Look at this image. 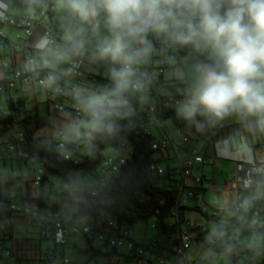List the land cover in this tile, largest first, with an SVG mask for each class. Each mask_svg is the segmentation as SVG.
<instances>
[{
  "label": "clouds",
  "instance_id": "1",
  "mask_svg": "<svg viewBox=\"0 0 264 264\" xmlns=\"http://www.w3.org/2000/svg\"><path fill=\"white\" fill-rule=\"evenodd\" d=\"M62 42L41 37L39 66L49 69L41 81L59 90L61 76L85 54L89 34L98 37L88 53L108 63L110 84L96 91L70 89L85 118L64 130L69 142L91 141L116 131L115 118L128 96L143 87L157 49L150 36L169 47L191 46L207 54L195 65L196 79L178 115L198 129L232 114L264 123V0H58ZM247 204L248 201H245Z\"/></svg>",
  "mask_w": 264,
  "mask_h": 264
},
{
  "label": "trees",
  "instance_id": "2",
  "mask_svg": "<svg viewBox=\"0 0 264 264\" xmlns=\"http://www.w3.org/2000/svg\"><path fill=\"white\" fill-rule=\"evenodd\" d=\"M58 5V0H11V6L18 8H34V12L41 11L42 9H50L52 6ZM61 13L57 18V24L60 23L63 10L60 8ZM53 14L50 13L49 20L52 21ZM54 21L50 22L53 23ZM48 24L57 33L63 34L57 26ZM89 44L86 51L91 52L96 43L98 42L96 37L89 34ZM156 49L158 46L157 41L161 39L150 38ZM26 50V49H24ZM28 57L36 56L40 58V52L31 53V50H27ZM83 56V55H82ZM85 61V59H84ZM189 62L199 63L207 62V54L194 52L192 57L188 58ZM105 61H99L102 63ZM107 63V62H106ZM11 68L18 66L22 68L16 61L10 63ZM182 65V60H178V65ZM49 70L46 71L48 74ZM92 84L88 85L94 91L101 89L102 87L109 85V78H103L102 75H91ZM163 84L166 82L162 81ZM165 88L171 91L182 92L187 94V84L183 82H168ZM83 85V84H82ZM80 89V88H79ZM141 88L139 91H135L128 96V105L122 109V114L115 118V124L117 126L116 131L110 134H101L96 136L94 140L86 141L81 139L82 144L75 141L69 142L66 148H61L56 143L50 149L37 148L35 141L36 131L43 126H49L51 120L50 113L48 117L39 114L37 108L34 110H27L24 97L18 98L16 101L13 98L8 97V106L0 109V144L18 143L22 146V151L28 154L29 158H36L37 164H42L44 169L43 180L41 188H39V197L41 199L40 204L44 206V202L47 201L53 203V211L71 214L73 224L83 226L87 220L92 217H97L100 214H104L110 220L116 221L119 226L130 227L138 220H147L150 217H156V228L158 230L157 238L166 237L162 243L165 245L176 244L177 241H171L172 235L178 233V227L186 222L185 214L188 211H196L202 215H206L201 211V208L196 206L195 208L189 207V202H198L201 195L206 192L203 187V180H200L198 184L193 187H185V190L193 191V196L188 198L187 205L181 206L178 209V221L173 224L169 223V220L174 219L172 211L177 202L178 184L181 183L176 177V169H171V166L165 167L161 164V160L156 158L155 155L162 150H154L153 144L158 140L153 134H149L147 131V114L145 113L146 104L153 102L155 94L151 95ZM1 94V93H0ZM69 99L73 106H77L75 99L69 96H62ZM54 104L56 106L58 104ZM62 106V105H59ZM50 110V105H48ZM64 107V106H63ZM74 113L80 119H84V113L77 115L73 108H65ZM83 113V114H82ZM83 115V116H82ZM163 117L171 120L175 126L183 127L189 124L186 120L178 115V110L168 109L163 111ZM197 120L203 121L202 117H197ZM194 125V124H193ZM194 127H196L194 125ZM226 134L231 133L229 127L218 129L214 132L213 138L224 136V130ZM233 132L234 129H232ZM22 134L24 140L18 142V135ZM59 137L56 136L57 139ZM123 144L132 150V155L128 158L125 165L119 171V173L111 176L109 182L97 191L95 195H92L84 190H79L74 186L70 190L64 189L67 184H70L73 180L79 178H85L87 176H94V173L98 172V167L103 161L102 151L107 148H119ZM209 144V143H208ZM131 145V146H130ZM259 146V145H258ZM83 149V153L80 149ZM65 153L69 154V159L65 158ZM26 162V159L10 162L11 164H21ZM6 163V162H5ZM34 164V163H33ZM34 164V165H37ZM151 165H156L165 169L163 175L157 171L151 170ZM24 171L21 172V174ZM37 172H34V177ZM20 183L23 177L16 178ZM5 181V182H4ZM60 181L61 186L58 185ZM49 183L50 187L46 190V183ZM7 186L6 180L0 178V218L2 214H9L11 197L3 194V189ZM264 187V178H263ZM54 193V194H53ZM65 205H68V207ZM64 210H61L63 209ZM213 210V208H212ZM215 210V209H214ZM211 220H215L219 227L217 228V234L213 238L217 239L216 246H210L208 242L204 240V234L196 239V241H203L206 246L212 250L221 246L222 238V224L221 218L214 219L208 216ZM238 237L254 236L262 240V248L264 253V226L257 227L253 225V219L250 214L247 215V219L241 224ZM4 240L0 239V243ZM88 250H91L95 256H111L112 254H105L102 251L96 250L91 245L87 246ZM117 252V250H113ZM6 263L12 262L8 258L2 257ZM129 258H135L154 264L150 259L143 257H137L129 254ZM233 259L231 258V261Z\"/></svg>",
  "mask_w": 264,
  "mask_h": 264
},
{
  "label": "built area",
  "instance_id": "3",
  "mask_svg": "<svg viewBox=\"0 0 264 264\" xmlns=\"http://www.w3.org/2000/svg\"><path fill=\"white\" fill-rule=\"evenodd\" d=\"M60 7L57 5L52 6L50 9H42L38 12H33L32 14L23 15L20 17L5 16L2 18L1 23L7 24L16 29L24 30L26 35L31 37L34 33V29L37 25L42 26L44 29V36L50 40L57 43L62 42L63 34L59 31L56 33L52 29L48 22H44L45 19L50 18V13L54 15L58 14ZM58 29L61 30V23ZM1 36H4L1 34ZM157 48L161 52H168L167 60L172 61L173 65H178L179 56L175 55V50L166 44H161V41L157 42ZM33 51H31L32 53ZM34 54V53H33ZM36 54V53H35ZM166 55V54H165ZM39 59L36 56H29L25 60L23 67L17 71L13 72L12 77H8L0 83V93L3 95H8L12 90L16 88L17 82L29 85L31 82L38 83L39 86L46 88V93L48 97L54 95L58 96H69L74 99L70 89L80 88L82 83L80 78L82 77V66L84 63V57L81 56L77 58V63L74 68H70L68 65H64L63 68H69V72L61 76L59 80V90L46 87L41 81L45 78L46 71L49 69L39 66ZM11 69V64L9 62H4L0 60V71H7ZM141 72L145 74L143 81V89L148 94H155V99L153 102L146 104L145 113L147 114V131L149 134L152 133V128L157 127L166 130L164 123L165 118L163 117V111L168 109L178 110L179 106L188 98V93L185 95L182 92H176L167 90L166 95H161L159 92L160 86L165 87L162 83V75L164 72V67H157L154 69L149 64L141 66ZM58 110H65V107L57 105ZM77 115H81V112L77 106L72 107ZM83 114V113H82ZM83 116V115H82ZM201 126L199 129L194 127L193 124H187L179 128L181 133L182 141L188 142L194 140L197 142H206L210 144H215L213 134L216 130L227 127L228 122L223 119L217 123H206L201 121ZM64 131H61L55 140V143L61 148H66L69 141L65 139L63 135ZM18 142L24 140L22 134L18 135ZM231 144V141H229ZM171 143L165 138H159L154 144V150H167ZM175 150L179 151V147L174 145ZM113 152L110 156L106 157L102 161V171L94 173V176L89 178V182L86 185L93 184L92 187L80 186L79 190L87 191L88 193L95 195L98 190L106 186L112 175L119 173L122 167L125 165L128 158L132 155V150L123 144L119 148L112 149ZM22 151V146L18 143L0 144V162H12L17 160L26 159V163L31 161L37 164L36 158H29L28 154ZM192 158L185 160L180 159L181 163V173L182 179L181 183L178 184L177 202L172 211L174 219L178 221V209L181 206L187 205L188 198L193 196V191L185 190L186 179L192 178L193 171L196 164L202 163L206 164L207 160L204 156L198 154V152L193 153ZM65 158L69 159V154L65 153ZM33 164V165H34ZM151 170L157 171L159 174L163 175L165 169L158 167L156 165H151ZM44 169H40L33 180H28V174H24V182L29 188V194L27 196L29 204L24 205H14L12 204L9 209V214H2L0 218V239L13 240L12 235L13 222L16 219H25L32 226L38 228L39 239L42 241H51L55 245L65 246L68 243L69 235H79L86 239L88 245H91L96 250L102 251V253H109L112 250H118L120 248L126 249L128 254L137 257H143L146 259H152L154 256L158 258L156 264H189L187 260V252L192 249L193 243L206 231L202 222H192L186 221L178 227V232L180 235L179 241L176 244L165 245L159 238H154L150 245H143L131 239L129 229L126 226H119L116 221L110 220L104 214L98 215L96 218L92 217L85 222L83 226L73 224V218L71 214H63L53 211V203L47 201L44 202V206L40 204L41 199L39 197V188H41L43 180ZM11 177V176H9ZM264 178V159L253 160L249 162H238L236 172H235V206L232 210L234 219L233 224L240 230L241 224L247 219V215L250 214L253 219V225L257 227L264 226V199L260 195V187H263ZM202 180L201 178H196L192 180V185L187 187H193ZM64 189H66L64 187ZM245 201H248L246 204ZM1 210V206H0ZM203 213H206V207L201 208ZM208 216L218 219L222 213L218 210H212L211 214ZM222 228L226 227L227 223L222 222ZM183 225V229L181 226ZM228 226V225H227ZM241 231V230H240ZM239 233V232H238ZM24 239L30 238L27 233L22 234ZM227 237L222 234L221 242H226ZM210 246L217 245V239L212 238L208 242ZM161 253L158 250H163ZM46 255L41 257L43 261L52 263L54 260V250H46ZM0 255L2 257L8 258L12 262L17 259L16 254L12 249H7L4 243H0ZM62 264H70L68 258H63Z\"/></svg>",
  "mask_w": 264,
  "mask_h": 264
},
{
  "label": "crops",
  "instance_id": "4",
  "mask_svg": "<svg viewBox=\"0 0 264 264\" xmlns=\"http://www.w3.org/2000/svg\"><path fill=\"white\" fill-rule=\"evenodd\" d=\"M59 6V3L58 5ZM4 8L7 9V11L10 9L11 7V0H0V8ZM34 11L32 12H25L23 15H27V14H32ZM21 15V16H23ZM6 16H10V15H6ZM56 16V18H55ZM5 17V16H4ZM11 17H20V16H11ZM57 18L58 15H54L52 17V21H54L53 23L50 24L49 19H45L44 22H48V24L50 25H54L55 27L57 26V28L59 27V24H57ZM2 18L0 19V60L4 61V62H9L12 63L13 61L17 62L18 64L21 65V67H23V65L25 64V60L28 57V52L27 50H31L33 51L32 53H38V49H37V43L38 41L41 39V37H45L44 36V29L42 26L37 25L34 29V33L31 37L27 36L24 30L21 29H16L14 27H11L7 24H2L1 23ZM4 35V36H1ZM61 34V33H60ZM96 37V36H95ZM150 38H157L154 36H150ZM97 41H98V37H96ZM159 39V38H157ZM158 42V41H157ZM161 44H164L161 40ZM26 49V50H24ZM196 52H200L195 50ZM19 52H22L24 56H22L23 60L19 59ZM157 55H154L152 57V60L148 63L150 66H152L154 69H157V67H164V72L162 75V80L166 83H172V82H183L187 84V93H189V90L192 86V84L186 80H177L176 79V71L175 68H178L176 66H172L169 67L170 64H168V60H167V56L165 55L166 53L161 52L159 48H157ZM201 53V52H200ZM85 59V58H84ZM182 60V59H181ZM64 65H62L61 67L63 68ZM20 68L18 66H16L15 68H11L10 70L7 71H0V83L3 82V80L7 79L8 77H12L13 72L19 70ZM81 79V78H80ZM33 83V82H31ZM30 83V84H31ZM26 84H22L21 82H17L16 84V88L14 90H12L10 92V94L8 95H4L7 98L8 97H12V93L15 91L17 92V99L20 97H27L28 96V92H26ZM161 89H164L165 94H167V90L165 87L160 86L159 92ZM3 95V94H0ZM2 108H5L2 106ZM1 108V109H2ZM226 121L228 122V126L231 133L226 134V131L228 129L224 130V136L215 138V144H208L206 142H204L206 144L207 147L204 146L203 151H201L202 146V142H197L196 145H192V146H185L186 148H183V156L180 155V159L181 160H185L188 158H192L194 155L193 153L196 151L198 152V154L202 155L205 157V159L207 160V163L204 164L209 165V162L212 161V167H213V177L215 178V180H211V187L214 189V191H217L219 194H223L225 196V198H232L233 200H235L236 202V197H235V189H234V181H235V172H236V168L238 165V162L241 161H253V160H262L264 159V123H261L260 121H258L260 123V136H257L256 138H254L253 136V132H252V128L255 129V131L258 133L259 130H257V126L255 123V120H257L256 118H249L246 116H242V115H238V114H232L228 117L225 118ZM251 123H253V126L251 125ZM166 126V125H165ZM246 126L249 129L250 135H251V139L248 137L247 134V130H246ZM232 129H234L235 132L232 131ZM167 131V128L166 130ZM243 136H246V141H244ZM231 141V144L230 142ZM259 145V146H258ZM179 147V146H178ZM170 148V147H169ZM180 150H182L179 147V151L178 154H180ZM212 152V153H210ZM203 153H207V154H203ZM218 161H224L227 162V166H221V164H219ZM7 163L10 162H0V166L3 165L4 169L7 168ZM200 164V163H199ZM14 164L10 163V168H11V175H6L5 173L1 174L4 180L6 179V183L7 186L3 189V194H5V190H7L9 186L12 187V185L16 186L19 185L20 187V191L19 193L16 192V194L14 196H12L10 194V192L8 193V197H15L16 199H19V204L24 205V204H29V202H27L28 198V194L29 192V188L27 187L26 183L24 182V174H28V180H33L34 179V172H38L40 169H42V167H38L39 164L35 165V167L33 168H29L26 162H22L19 165V171H24L22 174L21 172H19L18 175H16L13 172V166ZM198 164L195 165V168L197 167ZM38 167V168H37ZM195 168L193 171V176L192 178H189L191 181L193 179L196 178H201L203 180V187L206 189L207 191V187H206V177L203 174V176H195ZM197 169H199L197 167ZM216 173H218V175L216 176ZM11 176V177H9ZM17 177H23V180H21L22 182L20 183L18 180H16V184L14 182L15 178ZM9 178V180H11L10 183L7 182V179ZM188 179L185 180L186 185H188ZM5 182V181H4ZM206 193V192H205ZM260 195L263 197L264 199V187H260ZM68 207V205H65V207ZM235 206V204H234ZM190 207V206H189ZM234 208V207H233ZM215 210H218L222 213V215L220 216L221 221L222 222H226L227 225L226 227H223L222 230L224 232H222V234L224 236H226L227 240L226 242L221 243V246L223 247V251L222 253H228L229 255V263H225L224 261H221L219 264H261L259 261L260 259H262V264H264V253H263V248L261 247V244L258 240H261L260 238L254 237V236H250L251 237V241H248L249 239H246L245 242V238L241 237L239 238V231L238 227L233 224V220L232 221H228L225 220L223 218L224 215V210L223 209H227L224 207L221 208H213ZM233 210V209H232ZM231 210V212H232ZM201 214V213H200ZM202 215V214H201ZM203 219H205L208 222H214V220H211L206 212V215H202ZM185 219L186 221L187 219V213L185 214ZM234 219V216H233ZM20 220H25V219H20ZM190 221V220H188ZM174 222H176L175 219H171L169 220L170 224H173ZM198 222H202V221H198ZM217 225V228L219 227L218 223L215 222ZM203 224V222H202ZM204 226V224H203ZM205 227V226H204ZM183 225L181 226V229H183ZM129 229V228H128ZM206 231L207 228L205 227ZM12 235L14 236L13 240H5L3 243L5 245V247L7 249H12L14 251V253L16 254L17 259L13 262H5L2 258L1 259V263L0 264H54V262L57 259L56 256V248L54 249V260L52 263H48L46 261H43L41 259V257L45 256L46 250H49L50 248L45 246V243H50L51 241H42L40 242L39 239V232L37 233H31L27 230L23 231L21 229L17 228V222L14 220L13 222V228H12ZM209 232V231H208ZM27 233L30 235V238L28 239H24L22 237V234ZM129 233L131 235V239L139 242L143 245H150L151 241L156 238L158 236V234H156L155 236H152L151 240H149V236L146 233L145 237L143 239H137L135 238L130 229H129ZM76 236V235H75ZM204 237V236H203ZM245 237H247L245 235ZM249 237V238H250ZM84 241H85V245L88 243L86 241V239L83 237ZM161 241L166 240V237H162L159 238ZM180 239V235L179 232L176 234L172 235V239L171 241H179ZM244 239V240H242ZM149 240V244H147L145 241ZM248 241V242H247ZM203 242V241H196L193 243L192 249H194V245L195 246H199V244ZM76 245V249L79 250L81 249V246L78 245L77 243H75ZM206 245V244H205ZM207 247V246H206ZM261 247V248H260ZM88 249V248H87ZM187 252V260L189 262V264H202L200 261V258L197 256L194 258L189 257L191 251ZM161 253H164V249L163 250H158ZM255 251V253H254ZM258 252H260V257L258 256ZM106 254H112L111 256H100V257H104V258H110L114 256L119 257L123 263H128L129 261H143V260H139V259H135V258H129V254L126 251V249L124 248H120L117 250V252L115 251H111L109 253ZM65 255V254H63ZM65 257V256H63ZM157 258V256L153 257L151 259V261H153V259ZM231 258L233 259L231 261ZM120 260V263H121ZM91 261V259L89 260ZM89 261H84V264H89ZM146 262V261H145ZM219 262V261H218ZM94 264H97V262H95ZM136 264H141V263H136ZM214 264V263H213ZM217 264V263H216Z\"/></svg>",
  "mask_w": 264,
  "mask_h": 264
},
{
  "label": "rangeland",
  "instance_id": "5",
  "mask_svg": "<svg viewBox=\"0 0 264 264\" xmlns=\"http://www.w3.org/2000/svg\"><path fill=\"white\" fill-rule=\"evenodd\" d=\"M34 11V8H18V7H13L11 6L10 9L7 11V9L4 8H0V19L3 18L6 15H10V16H21L23 15L25 12H32ZM61 13H58L56 15H60ZM56 18V16H55ZM155 37V36H154ZM99 39V38H98ZM89 51H86L85 54L83 55V57L85 58V61L83 63L82 66V77L80 79L81 83L83 85H81L80 89L85 90V91H94V89H92L91 87H89L88 85L92 84V80L90 79L91 75H102L103 78H108V63L103 62L99 63V61H93L90 59L89 57ZM19 59L23 60L22 52H19ZM168 55V52H166V56ZM175 55L178 57V53L175 50ZM168 64H170L169 67L174 66L172 61H168ZM197 63H192L189 62L188 59H182V65L178 68H175L176 71V79L177 80H186L188 82H190L191 84L194 83L195 79H196V73H195V65ZM26 92H28V96L24 97L25 99V105H26V109L27 110H34L35 108H37L38 112L40 115L48 117L49 113L51 116V120L50 121V125L49 126H43L40 127L36 133H35V141H36V146L39 149H50L54 146L55 144V140L54 138H56V136L59 135V133L61 131H64L66 129V127L68 126V124L72 121H78L81 120L79 117H77L74 113H72L71 111L65 109V110H56L54 107V104H58V105H62L65 108H72V102L62 96H58V95H54L52 97H48L47 93H46V88L42 87L38 85V83H31L28 86H26ZM161 95L165 94L164 89L160 90ZM12 97L13 100L16 101L17 100V92H13L12 93ZM48 105H50V110ZM3 107H7L8 106V98L4 95H0V109ZM164 123L166 125L167 131H164L163 129L154 127L152 128V133L153 136L155 138H165L167 140L170 141L171 145L170 148H168L167 150H162L160 153H157L155 155L156 158L161 160V164L165 167L171 166V169H176V177L181 180L182 179V173H181V163H180V155L183 156L184 152H183V148H186L185 146H192V145H196L197 141L194 140H190L188 142H183L182 141V137H181V133L179 131V128H177V126L174 125V123L171 120L165 119ZM256 126H257V130L258 133L255 131L254 128H252V132H253V136L254 138H256L257 136H260V123L258 122V120H255ZM251 125L253 126V123H251ZM246 130H247V134L248 137L251 139V135L249 132L248 127L246 126ZM244 141H246V136H243ZM76 143L82 144L81 140H75ZM202 144V148L201 151H203L204 146H206V144L204 142L201 143ZM174 145L179 146L182 150H180V154H177V151L175 150ZM131 146V145H130ZM80 152L83 153V149H80ZM113 150L112 148H107L104 149L102 151V155H103V161L106 157L110 156V154H112ZM212 153V152H210ZM203 154H207V153H203ZM212 159L209 162V165H204L202 163L198 164L197 167L199 169H197V167L195 168V176H203V174L206 177V187H207V191L206 193H204L203 195L200 196L199 201L198 202H189V206L191 208H195L196 206H198L199 208H203L206 207V212L207 214H211L212 213V208H227V209H223L224 215L223 218L225 220L228 221H232L233 220V213L231 212V210L234 207L235 204V200H233L231 197L230 198H225V196L223 194H219L217 191H214V189L210 186L211 184V180H215V178L213 177V167H212ZM219 164H221V166H227V162L224 161H218ZM208 164V163H207ZM27 165L29 168H33L35 167V165H33V163L31 161L27 162ZM13 172L18 175L19 172V165L17 163H14L13 165ZM38 167H42V164H39ZM37 167V168H38ZM103 167H102V163L101 165L98 167V171H102ZM11 168H10V163H7V168L4 169L3 165L0 166V177H2L1 174L5 173L6 175H11ZM218 175V173H216V176ZM89 178L90 176H87L85 178H79V179H75L73 180L70 184H67L66 186H61L60 181L58 182V185L61 187H65L66 190H70L71 187H75V188H79L80 186L83 187H92L94 186L92 183L89 185H86L87 182H89ZM6 180V179H5ZM16 178L13 182V184L17 183L16 182ZM188 181V185H192V181L190 179L187 180ZM7 182L10 183L11 180H9V178L7 179ZM50 187L49 183H46V190H48ZM8 189L5 190V194L8 195V193L10 192V194L12 196H14L17 193H19L20 191V187L19 185H12L7 187ZM54 194V193H53ZM19 199H16L15 197H12L10 203H13L14 205H21L19 204ZM61 210H64L61 209ZM187 219L192 221V222H198V221H202L204 226L207 228V230L209 232H206L204 234V240L205 242H210L211 239L213 238V236H215L217 234V225H216V221L214 220V222H208L205 219H203V216L196 211H188L187 212ZM17 222V228L21 229L23 231L27 230L31 233H37L38 232V228L35 226H32V224H30L27 220H20V219H16L15 220ZM156 222H157V218L156 217H150L149 219H145V220H138L137 222H135L134 224H132L129 229L132 233V235L137 238V239H143L146 235V233L149 236V240H151L152 236H155L158 233V230L156 228ZM250 236L244 237L245 238V242L246 239H249L248 241H251V237ZM149 240L145 241L147 244H149ZM244 240V239H242ZM247 241V242H248ZM261 244L262 247V240H258ZM75 243H77L78 245L81 246V249L77 250L76 249V245ZM45 246L49 247L51 250H54L56 248V256L57 259L54 262V264H62L63 262V258H68L70 261V264H84V261H89L91 259V261H89V264H94L95 262H97V264H136V263H141V264H149L148 262L145 261H129L128 263H123L122 260L119 257H116L113 255V257L110 258H104V257H100V256H95L94 253L91 250L87 249V244L85 245V241L83 239L82 236L79 235H69L68 237V243L65 246H61V245H55L53 242L50 243H45ZM260 247V248H261ZM194 249H192L189 257L194 258L197 256L200 258V261L202 264H219L221 261H224L225 263H229V255L228 253H222V246L217 247V249L212 250L208 247H206L204 242H201L199 244V246H195L193 247ZM122 249V248H121ZM255 253V251H254ZM65 254V255H63ZM65 256V257H63ZM258 256L260 257V252H258ZM121 260V263H120ZM158 260L156 258L153 259L154 264H156ZM219 261V262H218ZM262 264V259H260L259 261ZM0 263H1V259H0Z\"/></svg>",
  "mask_w": 264,
  "mask_h": 264
},
{
  "label": "water",
  "instance_id": "6",
  "mask_svg": "<svg viewBox=\"0 0 264 264\" xmlns=\"http://www.w3.org/2000/svg\"><path fill=\"white\" fill-rule=\"evenodd\" d=\"M177 51L180 59H188L192 57L193 53L196 52L194 48L191 46L186 47H172Z\"/></svg>",
  "mask_w": 264,
  "mask_h": 264
}]
</instances>
